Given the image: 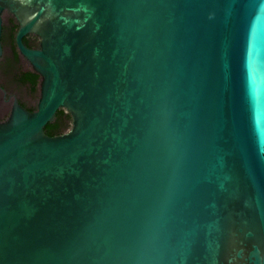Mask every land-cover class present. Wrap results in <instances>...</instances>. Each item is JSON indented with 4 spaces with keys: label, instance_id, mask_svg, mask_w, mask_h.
Wrapping results in <instances>:
<instances>
[{
    "label": "water",
    "instance_id": "water-1",
    "mask_svg": "<svg viewBox=\"0 0 264 264\" xmlns=\"http://www.w3.org/2000/svg\"><path fill=\"white\" fill-rule=\"evenodd\" d=\"M4 9L40 84L0 123V264H264V0Z\"/></svg>",
    "mask_w": 264,
    "mask_h": 264
},
{
    "label": "flooded vegetation",
    "instance_id": "flooded-vegetation-1",
    "mask_svg": "<svg viewBox=\"0 0 264 264\" xmlns=\"http://www.w3.org/2000/svg\"><path fill=\"white\" fill-rule=\"evenodd\" d=\"M18 29L19 23L15 16L3 10L0 33V123L8 119L16 103L28 111H34L39 97L40 77L19 50L16 42ZM21 42L29 50L40 47V38L34 33L25 35ZM63 118L57 135L65 132Z\"/></svg>",
    "mask_w": 264,
    "mask_h": 264
},
{
    "label": "trees",
    "instance_id": "trees-1",
    "mask_svg": "<svg viewBox=\"0 0 264 264\" xmlns=\"http://www.w3.org/2000/svg\"><path fill=\"white\" fill-rule=\"evenodd\" d=\"M64 111L63 110H59L57 113H56V117L57 119L52 122V123H49L45 126L44 128V132L49 135V136H54V135H57V133H59L60 131V128H61V125L59 124L60 123V120L62 119V117L64 116Z\"/></svg>",
    "mask_w": 264,
    "mask_h": 264
},
{
    "label": "rangeland",
    "instance_id": "rangeland-1",
    "mask_svg": "<svg viewBox=\"0 0 264 264\" xmlns=\"http://www.w3.org/2000/svg\"><path fill=\"white\" fill-rule=\"evenodd\" d=\"M35 104H36V102L34 103L33 107H35ZM63 119H64V121H63L62 126H63V128H64V130L66 132L70 128L71 121H70V117H69V115L67 113H64V118Z\"/></svg>",
    "mask_w": 264,
    "mask_h": 264
},
{
    "label": "bare ground",
    "instance_id": "bare-ground-1",
    "mask_svg": "<svg viewBox=\"0 0 264 264\" xmlns=\"http://www.w3.org/2000/svg\"><path fill=\"white\" fill-rule=\"evenodd\" d=\"M4 10H6V9H4Z\"/></svg>",
    "mask_w": 264,
    "mask_h": 264
}]
</instances>
